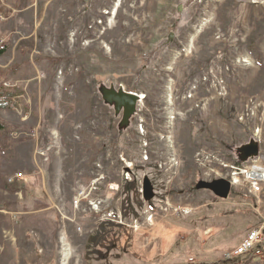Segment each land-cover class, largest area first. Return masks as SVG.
Segmentation results:
<instances>
[{"label": "rangeland", "instance_id": "rangeland-1", "mask_svg": "<svg viewBox=\"0 0 264 264\" xmlns=\"http://www.w3.org/2000/svg\"><path fill=\"white\" fill-rule=\"evenodd\" d=\"M1 88L0 264H264V0H0Z\"/></svg>", "mask_w": 264, "mask_h": 264}, {"label": "water", "instance_id": "water-1", "mask_svg": "<svg viewBox=\"0 0 264 264\" xmlns=\"http://www.w3.org/2000/svg\"><path fill=\"white\" fill-rule=\"evenodd\" d=\"M102 98L108 103H112L116 113L122 111L121 125L126 124L134 114L135 109L138 105V94L127 92L122 89L116 90L114 88H103L101 91ZM258 152V147L255 145H249L245 148V154H255ZM208 187L216 190L222 196H227L231 189V184L229 181L220 179L207 184ZM142 195L145 200L151 199L153 197V191L151 182L147 177L143 178L142 184Z\"/></svg>", "mask_w": 264, "mask_h": 264}, {"label": "built area", "instance_id": "built-area-1", "mask_svg": "<svg viewBox=\"0 0 264 264\" xmlns=\"http://www.w3.org/2000/svg\"><path fill=\"white\" fill-rule=\"evenodd\" d=\"M249 169L256 170L260 177H248L246 176V171ZM246 178L243 180L245 181V185L248 187V192L250 195H256L261 191V183L264 181V172L263 169L257 164H253L250 168H244L241 169L239 172H243ZM239 180V178H238ZM232 181H234L232 179ZM240 181V180H239ZM238 182V181H236ZM242 182V181H240ZM261 231L258 228H253L250 232L247 233V235L243 238V240L239 243L238 246L233 251L234 256L246 253L254 247L255 244H257L259 241H261Z\"/></svg>", "mask_w": 264, "mask_h": 264}, {"label": "trees", "instance_id": "trees-1", "mask_svg": "<svg viewBox=\"0 0 264 264\" xmlns=\"http://www.w3.org/2000/svg\"><path fill=\"white\" fill-rule=\"evenodd\" d=\"M14 96H16V88H1L0 107H4L10 104ZM2 128L9 131L11 129V126L0 120V129Z\"/></svg>", "mask_w": 264, "mask_h": 264}, {"label": "bare ground", "instance_id": "bare-ground-1", "mask_svg": "<svg viewBox=\"0 0 264 264\" xmlns=\"http://www.w3.org/2000/svg\"><path fill=\"white\" fill-rule=\"evenodd\" d=\"M105 13V12H104ZM240 61H242V62H245V63H248V61H247V59H245V58H243L242 60H240ZM215 88H217V87H215ZM213 90V89H212ZM213 92V91H212ZM138 98H139V101L138 102H140L141 101V99L143 98V96L141 95V94H138ZM256 115V114H255ZM246 176H250V177H260L261 175H259V173L256 171V170H254V169H249V170H247L246 171ZM236 179V178H235ZM234 180V179H233ZM234 182H236L235 180H234ZM233 182V183H234ZM64 239V238H63ZM65 244V243H64ZM65 248V247H64ZM68 250L69 249H67V248H65L64 250H63V254H62V259H61V262H60V264H65L66 263V259L68 258V254H69V252H68Z\"/></svg>", "mask_w": 264, "mask_h": 264}]
</instances>
